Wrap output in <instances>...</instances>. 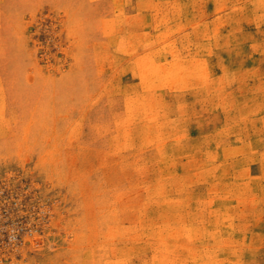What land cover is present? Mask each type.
<instances>
[{"label":"rangeland","instance_id":"obj_1","mask_svg":"<svg viewBox=\"0 0 264 264\" xmlns=\"http://www.w3.org/2000/svg\"><path fill=\"white\" fill-rule=\"evenodd\" d=\"M0 264H264V0H0Z\"/></svg>","mask_w":264,"mask_h":264}]
</instances>
